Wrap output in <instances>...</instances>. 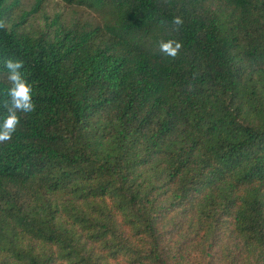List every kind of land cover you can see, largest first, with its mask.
<instances>
[{
    "label": "trees",
    "instance_id": "obj_1",
    "mask_svg": "<svg viewBox=\"0 0 264 264\" xmlns=\"http://www.w3.org/2000/svg\"><path fill=\"white\" fill-rule=\"evenodd\" d=\"M65 1L100 20L0 0V120L9 58L36 106L0 143V264H264V0Z\"/></svg>",
    "mask_w": 264,
    "mask_h": 264
},
{
    "label": "clouds",
    "instance_id": "obj_2",
    "mask_svg": "<svg viewBox=\"0 0 264 264\" xmlns=\"http://www.w3.org/2000/svg\"><path fill=\"white\" fill-rule=\"evenodd\" d=\"M172 23L176 26L175 30L179 31V27L183 24V19L180 16H176ZM6 27L5 21L0 20V28ZM182 47V42L176 40L160 41L159 43L160 51L172 58L179 54ZM4 66L8 70L7 80L10 87L7 89L6 99L3 101L5 115L0 120V143L12 139V134L20 123L18 113H31L36 107L32 98V86L26 81L21 72L24 62L9 58L4 61Z\"/></svg>",
    "mask_w": 264,
    "mask_h": 264
},
{
    "label": "rangeland",
    "instance_id": "obj_3",
    "mask_svg": "<svg viewBox=\"0 0 264 264\" xmlns=\"http://www.w3.org/2000/svg\"><path fill=\"white\" fill-rule=\"evenodd\" d=\"M11 3L18 1L13 4L11 15L15 20H19L20 16L26 12L30 11L37 1H41L38 11L32 14L26 21L24 25L30 30L40 29L44 22L45 16H48V20H52L57 15H59V20L63 24H70L76 20H100V14L91 8L85 6H79L75 4L67 3L65 0H9Z\"/></svg>",
    "mask_w": 264,
    "mask_h": 264
}]
</instances>
